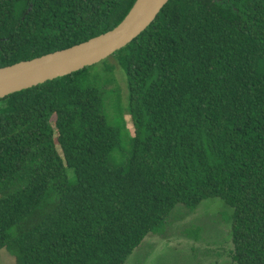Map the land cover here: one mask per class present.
<instances>
[{
  "label": "trees",
  "instance_id": "trees-1",
  "mask_svg": "<svg viewBox=\"0 0 264 264\" xmlns=\"http://www.w3.org/2000/svg\"><path fill=\"white\" fill-rule=\"evenodd\" d=\"M136 2L0 0V70L101 36ZM112 57L134 135L107 121L91 68L0 100V251L125 264L175 205L220 197L231 263L264 264V0H170Z\"/></svg>",
  "mask_w": 264,
  "mask_h": 264
},
{
  "label": "rangeland",
  "instance_id": "rangeland-1",
  "mask_svg": "<svg viewBox=\"0 0 264 264\" xmlns=\"http://www.w3.org/2000/svg\"><path fill=\"white\" fill-rule=\"evenodd\" d=\"M89 71L82 78H89L100 88L107 121L117 123L122 113L126 127L134 135L127 110V76L117 58H109ZM123 159L117 149L111 155V161ZM69 173L70 177L74 175L72 170ZM231 213L232 209L220 197L208 198L194 207L179 203L171 209L158 231L149 233L125 264H232ZM16 263V258L6 249L0 251V264Z\"/></svg>",
  "mask_w": 264,
  "mask_h": 264
},
{
  "label": "water",
  "instance_id": "water-1",
  "mask_svg": "<svg viewBox=\"0 0 264 264\" xmlns=\"http://www.w3.org/2000/svg\"><path fill=\"white\" fill-rule=\"evenodd\" d=\"M169 1L137 0L113 30L70 49L1 69L0 100L100 65L147 30Z\"/></svg>",
  "mask_w": 264,
  "mask_h": 264
}]
</instances>
